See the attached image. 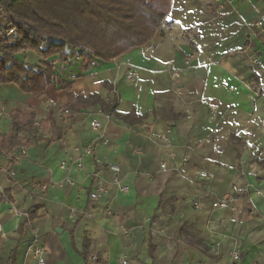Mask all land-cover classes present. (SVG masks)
<instances>
[{"label":"crops","instance_id":"1","mask_svg":"<svg viewBox=\"0 0 264 264\" xmlns=\"http://www.w3.org/2000/svg\"><path fill=\"white\" fill-rule=\"evenodd\" d=\"M166 21L111 62L48 59L86 105L57 82L41 97L0 85V140L28 143L0 151V194L11 200L0 203V264H35L28 225L10 206L33 212L46 264H264V0H171ZM16 57L28 68L45 61L31 51ZM112 96L107 116L92 99ZM13 111L33 114L37 126L27 133ZM110 165L127 193L107 184ZM95 173L106 193L91 200ZM223 197L229 208L212 209ZM146 220L164 235L152 238Z\"/></svg>","mask_w":264,"mask_h":264},{"label":"trees","instance_id":"2","mask_svg":"<svg viewBox=\"0 0 264 264\" xmlns=\"http://www.w3.org/2000/svg\"><path fill=\"white\" fill-rule=\"evenodd\" d=\"M7 13L0 25V85L12 84L35 97L45 95L46 87L57 82L73 103L86 105L72 96L70 85L58 80L48 60L58 56L61 63L78 57L82 67L93 61L111 62L130 49L146 45L153 36L169 25L166 16L171 0H0ZM14 34L6 36L8 30ZM19 51H31L45 61L40 67L28 68L17 57ZM254 80L256 77L254 76ZM255 82V81H254ZM254 92H260L252 86ZM100 103L105 115L112 116L116 97ZM14 123L27 133L34 127V115L13 111ZM28 146L15 136H3L0 151L8 153ZM10 202L7 192L0 194V203ZM32 221L33 212L27 213Z\"/></svg>","mask_w":264,"mask_h":264},{"label":"built area","instance_id":"3","mask_svg":"<svg viewBox=\"0 0 264 264\" xmlns=\"http://www.w3.org/2000/svg\"><path fill=\"white\" fill-rule=\"evenodd\" d=\"M6 19H7V13L4 9V7L2 6V4H0V25L3 26L6 23ZM263 26L262 22H257L256 23V27L261 28ZM14 34V31L12 29L8 30L6 33V36H11ZM251 64L253 66H257L259 61L257 58H252L251 59ZM135 76V73H129L126 76V79L129 81H132L133 78ZM172 78H177L178 74L177 72H173L172 73ZM212 111H215V108L212 107L211 108ZM62 115L63 116H68L70 115V111L68 109H64L62 111ZM108 116V115H107ZM37 126V123H34V127ZM90 129L95 132L97 134V140L100 141V143L102 144H106L107 143V139L105 137V134L102 132V125L101 123L96 120L93 119L90 124ZM164 141H166V139L163 137L162 138ZM86 154H91V150H86L85 152ZM13 158V156H10V160ZM160 169L163 171L166 169V166L164 163H162L160 165ZM108 172L110 174V181L107 184H110L111 186H114L118 192L120 193H127L129 191V188L123 184L121 175H120V168L117 165H110L108 166ZM11 175H13V173H11ZM94 177L96 179V184L95 187L93 189V191H91L89 193V198L91 200H97L99 199L102 195H104L106 193V188H105V184L104 182L100 179V177L98 176L97 173L94 174ZM232 202V199L230 197H223L221 199H218L216 201H214L211 204V208L212 209H228L230 206V203ZM193 207L194 208H199L200 207V203L199 201H196L193 203ZM10 209L18 216V217H23L28 225V228L31 232L32 238L28 244L27 250H26V255L30 256L34 261L35 264H46L45 261V249L44 247L40 244V234H39V230L38 228H36L32 221L29 219V216L27 213H23L18 211L17 209H15L13 206H10ZM108 215H110V212H107ZM146 225L148 227V231L149 234L152 238H159L161 236L164 235V229L161 228L158 224L157 221L155 220H146ZM232 259L234 261H237L239 259V255L237 254V252H234L232 254ZM94 260V259H93ZM122 264H126V262H121Z\"/></svg>","mask_w":264,"mask_h":264},{"label":"rangeland","instance_id":"4","mask_svg":"<svg viewBox=\"0 0 264 264\" xmlns=\"http://www.w3.org/2000/svg\"><path fill=\"white\" fill-rule=\"evenodd\" d=\"M249 64L252 65L251 62H250V60H249Z\"/></svg>","mask_w":264,"mask_h":264}]
</instances>
